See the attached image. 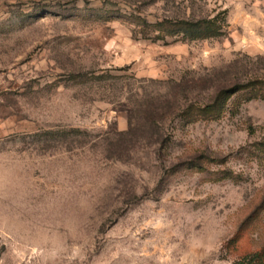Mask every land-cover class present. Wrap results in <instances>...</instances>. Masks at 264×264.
<instances>
[{"label": "rangeland", "instance_id": "rangeland-1", "mask_svg": "<svg viewBox=\"0 0 264 264\" xmlns=\"http://www.w3.org/2000/svg\"><path fill=\"white\" fill-rule=\"evenodd\" d=\"M179 16L218 31L152 39ZM226 86L240 89L219 114L198 113ZM255 253L264 264V0H0V264Z\"/></svg>", "mask_w": 264, "mask_h": 264}, {"label": "trees", "instance_id": "trees-1", "mask_svg": "<svg viewBox=\"0 0 264 264\" xmlns=\"http://www.w3.org/2000/svg\"><path fill=\"white\" fill-rule=\"evenodd\" d=\"M217 19L206 17H165L161 19L160 21H157L154 25H150L153 29V32H155V36L152 38L153 40H164L166 37H174L175 39H182V40H193V39H202L208 36H211V34L216 30L218 31ZM98 79L101 78V76L97 77ZM201 80V79H200ZM189 82V81H188ZM178 82L176 84V90L174 91L175 95H179L182 90L185 88H189L191 86V82ZM188 83V84H184ZM193 83L195 85L199 83L198 80L193 78ZM202 86V85H201ZM240 89V87H223L217 91L213 98V102L210 104H205L204 106H198L196 107L198 113H204L206 116L209 115H216L219 114L220 109L222 108V104L224 101L230 96L231 94L237 92ZM190 108V107H189ZM187 108V109H189ZM166 115L159 116V120L164 121L166 119ZM71 131L79 132L77 129H71ZM64 131H58V130H52L50 133L52 135H60V133H63ZM259 253L255 254H248L242 258L240 261V264H258L259 259Z\"/></svg>", "mask_w": 264, "mask_h": 264}]
</instances>
